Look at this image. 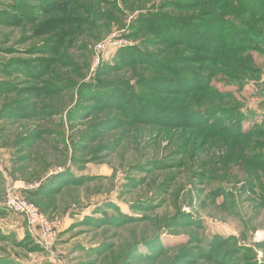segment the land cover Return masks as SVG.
I'll list each match as a JSON object with an SVG mask.
<instances>
[{"label": "rangeland", "instance_id": "rangeland-1", "mask_svg": "<svg viewBox=\"0 0 264 264\" xmlns=\"http://www.w3.org/2000/svg\"><path fill=\"white\" fill-rule=\"evenodd\" d=\"M108 1L117 9L102 6L113 19L110 29L100 40L91 31L75 36L76 43L65 47L57 65L41 78L37 71L50 55L43 45L48 38L34 33L40 23L0 26V264H49L48 259L55 264H264V169L243 162L250 155L264 167V11L240 13V1L229 0L238 10L225 19L237 20L239 15L244 28L239 23L238 32L228 31L235 41L232 47L217 49V34L200 21L215 22L221 7L201 13L197 1L181 0L190 9L174 12L162 10L167 0ZM148 10L187 15L200 27L193 31L203 51L182 54L184 48H169L177 54L171 57L160 54L166 47H142L172 66L200 69L202 75L191 83L207 85L208 70L214 67L208 102L197 106L198 95L144 94L134 81L140 69L127 67L108 73V78L131 82L135 97L120 87L105 96L93 93L105 79L101 67L115 65L120 49L148 41L145 34L128 38ZM255 38L262 39L256 47L243 46L254 45ZM106 41L111 44L96 63V47ZM13 61L21 70L11 69ZM162 69L167 71L153 69L149 76L172 74L170 67ZM240 69L255 75L240 82L230 78ZM51 84L61 89L37 92ZM131 100L133 109L128 111ZM160 103L181 112H167ZM197 107L209 120L220 118L217 108L228 112L226 119L239 113L243 131L256 132L242 143L209 135L207 144L195 128L182 126L192 124L189 115ZM126 113L134 120L128 115L129 122H124ZM176 117L180 126L170 123ZM54 176L55 184L66 186L46 200L64 226L49 253L30 237L24 219L6 209L5 200L13 185L24 184L28 190L21 191L22 197L39 208L43 198L25 193ZM119 213L128 222L114 220L121 218Z\"/></svg>", "mask_w": 264, "mask_h": 264}, {"label": "trees", "instance_id": "trees-1", "mask_svg": "<svg viewBox=\"0 0 264 264\" xmlns=\"http://www.w3.org/2000/svg\"><path fill=\"white\" fill-rule=\"evenodd\" d=\"M38 5L34 6L32 0H0V26H6V27H20L22 24L29 23L31 20L33 23L37 22L40 23V26L34 29L35 36H41V37H47L48 39L45 40L43 45L47 48L45 52L50 55V57L46 60H43V65H41V68L43 69L38 78H41L46 70H51L57 65L59 60L63 57L62 51L65 49V47H68L71 43H76L77 40H74V37H78L79 35H83L87 32H92V34H95L94 37L95 40H100L103 31L109 30L110 26L109 24L112 23L113 19L108 16V10L103 9L102 6H105V8L108 7H115L113 3H110L108 0H37ZM90 1V2H89ZM135 0H128L127 2H134ZM190 1V0H185ZM192 1V0H191ZM197 1V7L202 8L201 13H205L211 10H215L217 7H221L219 9V13L221 16L216 17V21L212 23H205L203 21H200L203 28H208L211 32L214 34H217L218 40L216 41L217 45H215L218 48H226V47H232L234 40L231 41L230 37L228 35L230 32H238V24L242 23L243 21H240L241 17L238 16L237 20H227V17L232 14V12H236L238 9H234L233 5L229 4V0H193ZM241 3V10L240 13L243 10H246L248 13H250L252 10H263L264 11V0L263 2L257 1L259 3L257 5L254 4L253 0H239ZM89 2V3H88ZM166 2V3H165ZM162 5V10H172L174 12H180L182 10L187 11V9H190L189 4H183L181 0H167ZM34 6L35 8H32L31 6ZM101 5V7H99ZM209 7L208 9L203 10L205 7ZM116 9V7H115ZM37 10L39 14H35L34 12ZM117 11V9H116ZM264 18V14L261 15ZM42 19V20H41ZM99 22H105L101 23L99 25ZM140 23V26H138L136 29H134V32L128 36V38L133 39V37H137L139 35L145 34V36L148 34L149 36L144 39L148 40L147 42H143V45H134L132 47L123 48L119 50V54L115 58V65H104L103 73L105 74L103 77L104 81L99 82L96 88L97 90H93V93L98 94L99 96H105L106 94L110 93V90L120 87L119 90L129 93L128 97L132 94H135L134 92L137 89H134L131 85L132 83L129 81H116L114 79H109L108 76L112 74L114 71H118L119 69H122L124 67L127 68H135L140 69V76L137 78L138 80H134L139 87V89H145V93L147 94L148 91L153 90V93L159 94L157 91L161 92V95L166 94L168 92L175 93L178 97H192L194 95H198L196 97V104H202L205 102H208L207 100V92L212 91V88H209V79H214L217 74V70L213 69L208 70L209 76L207 78L208 84L206 85H200L199 83H191L190 81L192 78H195L198 75H202L200 69L190 68L186 67V65L182 66H172L170 63H166V59L162 61L159 60V57L154 54V52H149L147 48H144L142 46H145V44H149V46H152L153 48H162L166 47V49H160V54H167L168 56H176L175 51H169V48H184L182 51V54H184L189 49H201L203 51L204 46L200 44V39H197L194 37V29H199L195 22L192 21L190 16L187 15H179L176 13H166L163 11L155 12L154 10H148L146 11L145 15H143L138 21ZM200 23H198L199 25ZM240 25V24H239ZM193 26V27H192ZM248 27V26H247ZM202 28V27H201ZM240 28H244V25H240ZM246 28V27H245ZM249 28V27H248ZM247 28V34L250 37V33L252 32L251 28L248 30ZM261 34V33H260ZM188 37V38H186ZM192 38H196L197 41L192 40ZM74 40V41H73ZM145 40V41H146ZM210 41V39H207ZM73 41V42H72ZM261 42V40H258V38H255L254 45H249L248 43H245L243 46L245 47H256V43ZM184 42V43H183ZM50 46V47H49ZM237 47H240L242 45H239V43L236 44ZM156 50V49H155ZM175 50V49H174ZM205 50V49H204ZM159 54V55H160ZM213 64H216V60L211 59ZM177 61V60H176ZM175 61V62H176ZM12 62V61H11ZM12 70H15L16 72L21 70L19 65L16 63L17 61H13L11 63ZM165 62V63H164ZM211 63V62H210ZM3 64L0 63V70L2 69ZM156 66H159L156 68ZM214 66V65H212ZM164 67H170L172 74L169 75V77L165 75H153L149 76L150 71H156L159 72L161 70L167 71L165 69H162ZM244 69H247V67H243ZM160 69V70H158ZM3 70V69H2ZM219 71V70H218ZM7 72V71H6ZM11 72V71H10ZM58 73V72H56ZM250 74V73H249ZM247 72H242V70H236L233 72V74L230 75V78H236L238 82L241 80H246L247 78H251V76L255 74L249 75ZM36 75V74H35ZM227 75V74H226ZM172 76V77H171ZM204 79V77H203ZM121 82V83H119ZM125 83V84H124ZM130 85V86H129ZM110 87V89H109ZM61 89L59 86L51 84L47 85V87H41L37 90V92L42 93L43 95L51 94L52 92L58 91ZM138 89V90H139ZM33 90V89H31ZM36 91V90H34ZM112 93V92H111ZM144 99L148 101V97L145 95H141ZM127 97V98H128ZM132 97H135L132 95ZM193 99V100H194ZM152 100L151 102H153ZM188 104V103H186ZM196 105L195 103H193ZM199 104L197 106H199ZM127 110L130 111L133 109L132 100L130 103L127 102ZM158 106L165 107L163 109L168 110L167 112H181L180 108L175 109L174 107H169L167 105H164L162 103L158 104ZM217 107V106H216ZM222 108V107H221ZM191 110L190 108H188ZM194 109V108H192ZM199 108L197 107L195 110H191V113L189 117L193 119L192 124L187 126L186 122H183L184 124L182 126H186L185 128H195L197 131L195 132V135L200 137L203 142L209 144V135H214L220 139H226L228 142H240L242 143L244 138L247 136L252 135L256 131L251 130L250 132L246 133L243 131V128L240 126V120H239V113L235 115L233 112L231 114L227 115L226 119V113H228L226 110H220L216 112L219 113L221 116L220 118L213 117V119L209 120L203 113L199 114ZM126 112V110H125ZM209 113V112H208ZM197 114V115H196ZM206 114V113H205ZM128 115L131 116L130 121L134 120V115L130 113H126L124 117V122H129L126 119ZM138 116V115H137ZM142 119V116H140ZM174 121H171V124H176L180 126V121L178 120V117L174 118ZM224 119V120H223ZM223 120V121H221ZM226 120V121H225ZM231 125H229L231 122H233ZM189 124V122H188ZM224 124L223 129L222 126ZM261 130V129H260ZM259 131V130H257ZM254 147V145H253ZM243 149V148H242ZM241 149V150H242ZM252 150V149H251ZM249 158L247 160H243L244 164L249 165V163H254V165H251L255 170L261 169L263 170L264 167L260 165V162H254L252 158ZM256 175L253 176V180ZM58 177V176H57ZM57 177H52L51 180L46 181L43 185H41L38 189H35L33 191H26L25 194L32 198H43L39 199L38 206L40 208V211L50 218H53V205L47 202V198H51V196L56 195L61 192V190L66 186L65 184H55L58 182ZM260 175H257L256 179H259ZM63 179V178H62ZM55 184V185H54ZM25 191V190H24ZM120 215V213H119ZM121 216V215H120ZM114 218V217H113ZM114 220H117V222H128V220L125 217L121 218H114ZM103 221V220H101ZM94 222V221H91ZM151 252L155 254V252L150 248ZM99 254V253H98ZM97 254V255H98ZM99 256V255H98ZM144 259V258H142Z\"/></svg>", "mask_w": 264, "mask_h": 264}, {"label": "built area", "instance_id": "built-area-1", "mask_svg": "<svg viewBox=\"0 0 264 264\" xmlns=\"http://www.w3.org/2000/svg\"><path fill=\"white\" fill-rule=\"evenodd\" d=\"M109 44L111 43L106 41L97 45L96 63L101 61L100 56ZM31 188L34 189L35 187ZM22 190H28V187L24 184L20 186L13 185L6 193L5 207L9 212L24 219L28 234L40 248L52 253L56 246L58 234L63 229L64 221L57 217L50 218L42 213L36 205L22 197ZM59 264L68 263L60 262Z\"/></svg>", "mask_w": 264, "mask_h": 264}, {"label": "crops", "instance_id": "crops-1", "mask_svg": "<svg viewBox=\"0 0 264 264\" xmlns=\"http://www.w3.org/2000/svg\"><path fill=\"white\" fill-rule=\"evenodd\" d=\"M17 186H18V185H17ZM19 186H20V185H19ZM58 260H59V259H58ZM48 261H49V262H48L49 264H51V262H52L53 264H55V260H54V259H53V260H52V259H48Z\"/></svg>", "mask_w": 264, "mask_h": 264}]
</instances>
